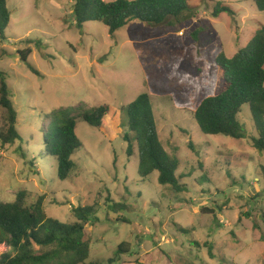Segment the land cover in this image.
Here are the masks:
<instances>
[{
    "label": "rangeland",
    "instance_id": "374dc122",
    "mask_svg": "<svg viewBox=\"0 0 264 264\" xmlns=\"http://www.w3.org/2000/svg\"><path fill=\"white\" fill-rule=\"evenodd\" d=\"M218 2L230 13L214 16ZM73 4L7 0L11 16L5 40L0 37V71L7 74L22 141L0 146V200L12 202L21 190L27 204L43 197L46 217L62 223L74 221L72 208L95 205L98 222L85 226L87 262L108 264L125 243L128 252L112 264H264V154L250 145L255 132L247 106L240 116L246 138L235 140L202 134L189 112L149 94L159 141L178 161L175 175L186 186L183 193L160 186L157 172L145 180L138 176L136 146L131 157L126 154L123 136L129 131L122 110L148 92L146 74L158 91L177 81L172 64L198 75L188 37L194 30L207 28L197 43L205 57L220 49L232 57L264 27V11L248 0H193L196 18L182 25L154 28L131 21L110 36L98 22L77 30ZM27 49L31 53L23 62L20 53ZM80 103L109 111L99 128L76 122L82 146L61 181L55 160L40 154L41 131L48 114ZM107 194L119 204L114 211L105 204ZM6 252L0 246V255Z\"/></svg>",
    "mask_w": 264,
    "mask_h": 264
},
{
    "label": "trees",
    "instance_id": "16d2710c",
    "mask_svg": "<svg viewBox=\"0 0 264 264\" xmlns=\"http://www.w3.org/2000/svg\"><path fill=\"white\" fill-rule=\"evenodd\" d=\"M192 1L74 0V24L80 31L85 23L98 22L107 28L110 36H114L131 21H140L154 28L175 27L196 18ZM248 1L259 11H264V0ZM220 13H230V10L218 2L213 15L218 16ZM10 16L7 0H0L2 41L5 40L4 31L10 23ZM206 31L205 27L198 28L188 35L196 48L197 76H190L181 70L180 62L172 64L171 76L177 81L172 82L173 86L167 84L166 89L158 91L157 81L153 80L154 83L146 74L148 92L138 95L122 109L126 110V127L129 131L123 136L127 144L126 154L131 157L136 146L138 176L145 180L157 172L158 184L170 187L174 193L185 192L186 186L180 184L175 175L178 161L165 151L159 141L149 94L167 97L175 108L189 112L202 134L221 135L235 140L246 138L240 116L247 106L256 135L250 138V145L257 153L264 154V27L256 30L247 44L232 57H227L225 51L220 49L211 59L204 56L197 44L199 34ZM30 53L28 49L21 52V60L26 62ZM27 67L33 75H39L30 64ZM0 109V146L21 142L7 74L2 71ZM108 111V107L103 105L89 107L80 103L74 107L56 109L47 115L48 124L41 131L40 154L55 160L57 179L62 181L69 177L74 167L71 156L82 146L75 134L76 122L83 121L99 128ZM261 175L264 179V167H261ZM26 197L27 192L21 190L12 202L0 200V246L9 248V252L0 255V264H102L99 261L87 262L90 244L85 237V226L98 222L95 205L72 208L74 221L62 223L46 217L43 197H38L31 204H27ZM105 204L110 211L119 207L109 194ZM36 247L40 250H36ZM125 252H128V245L119 244L113 257L107 260L108 264L117 261L119 255ZM208 252L213 259L211 246Z\"/></svg>",
    "mask_w": 264,
    "mask_h": 264
}]
</instances>
